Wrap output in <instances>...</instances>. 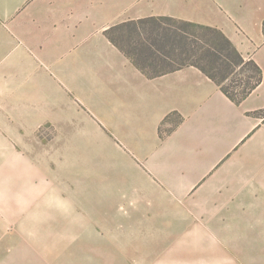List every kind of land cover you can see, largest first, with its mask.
<instances>
[{"label":"crops","instance_id":"crops-1","mask_svg":"<svg viewBox=\"0 0 264 264\" xmlns=\"http://www.w3.org/2000/svg\"><path fill=\"white\" fill-rule=\"evenodd\" d=\"M161 16L219 27L258 64L261 82L235 101L194 65L149 76L106 33L131 23L146 40L147 20ZM122 31L128 37L127 28L113 35ZM75 116H91L103 142L109 135L131 156L134 196L215 216L192 229L259 232L226 258L264 264V0H0V151L14 150L19 125L32 130ZM0 169L1 180L20 174L12 164Z\"/></svg>","mask_w":264,"mask_h":264},{"label":"rangeland","instance_id":"rangeland-1","mask_svg":"<svg viewBox=\"0 0 264 264\" xmlns=\"http://www.w3.org/2000/svg\"><path fill=\"white\" fill-rule=\"evenodd\" d=\"M188 31L196 34L189 37L190 50H201L190 59L175 56L176 63L199 60L209 47L202 30ZM251 72L248 65L237 66L223 84L238 80L240 90L239 81ZM90 117L48 118L32 130L19 125L20 135L10 136L14 150L0 151V168L12 164L20 172L0 179V264H229L232 250L243 253L249 234H259L192 229L215 216L181 214L173 199L134 196L131 181L139 174H131V156L116 151L106 134L105 144ZM49 220L60 222L44 225ZM242 223L243 216L235 215L236 227ZM202 237L210 243L196 245ZM235 257V264H246L242 255Z\"/></svg>","mask_w":264,"mask_h":264},{"label":"trees","instance_id":"trees-1","mask_svg":"<svg viewBox=\"0 0 264 264\" xmlns=\"http://www.w3.org/2000/svg\"><path fill=\"white\" fill-rule=\"evenodd\" d=\"M147 21L151 29L146 40H138L140 34L138 28L132 26L131 23L112 27L106 33L149 76H157L186 65H194L221 85L223 91L235 101H239L247 96L261 82L262 71L258 64L253 60H246L219 27L169 16L152 17ZM145 22V20H141V23ZM190 27L202 30V38H206L207 43L209 41V47L203 48L205 50L199 60L176 63L174 61L175 56L190 59L193 55L198 54V50H201L200 46L194 47L192 51L190 50L192 45L190 44L189 37L196 35L195 32L188 31ZM125 28L129 31L128 37H125L127 35L123 31L121 34L113 35L115 30L121 31ZM126 43H133L131 50H128L127 47L129 46ZM203 60L206 62L203 63ZM241 65H248L252 71L246 77V80L242 79V81H239L240 84L242 83V88L235 90V84H237L238 80H235L236 83L232 81L229 87L224 86L223 82L229 79L237 66ZM233 88L232 92L231 89Z\"/></svg>","mask_w":264,"mask_h":264}]
</instances>
